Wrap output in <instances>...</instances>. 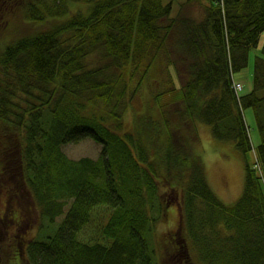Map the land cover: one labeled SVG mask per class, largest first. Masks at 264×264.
<instances>
[{
    "label": "trees",
    "instance_id": "1",
    "mask_svg": "<svg viewBox=\"0 0 264 264\" xmlns=\"http://www.w3.org/2000/svg\"><path fill=\"white\" fill-rule=\"evenodd\" d=\"M23 1L0 0V154L11 129L42 216L68 206L55 233L28 242V263L156 264L175 190L182 220L167 260L264 264V0H182L175 12L164 0ZM74 4L84 11L67 16ZM242 71L252 88L238 95ZM247 107L261 136L252 164ZM199 122L246 159L234 202L208 181ZM86 137L102 143L98 157L64 151Z\"/></svg>",
    "mask_w": 264,
    "mask_h": 264
},
{
    "label": "rangeland",
    "instance_id": "2",
    "mask_svg": "<svg viewBox=\"0 0 264 264\" xmlns=\"http://www.w3.org/2000/svg\"><path fill=\"white\" fill-rule=\"evenodd\" d=\"M164 1H173L175 12L178 8L179 2L182 0ZM23 2H25V0ZM71 8L72 12L67 16L72 15L77 10L84 11V8L81 5L79 6V4H74ZM194 13L196 14V17L201 18L203 15L202 6L197 5L194 7ZM2 19L4 18L0 16V22H4ZM3 27L4 26L1 25V29H3ZM28 30H30V26H27L26 31ZM3 31L4 30H0V33ZM261 41L264 42V34L261 36ZM251 54L252 61L250 69L252 71L255 50H252ZM235 77H239V80H241L244 85L242 90L239 89L240 93L238 91V95L251 90L252 75L250 73L242 71L240 74L236 73ZM140 104L144 105V97L142 103L140 102V99L136 101L137 106ZM244 116L249 128L252 145L254 147L248 154L249 162L252 164L256 160L255 149H257L261 142V136L253 108H245ZM131 118L132 115L128 112L126 114L127 125L131 124ZM5 130L4 138L7 140L4 141L3 145L7 150L2 152L4 155L0 157V159L4 158V162H7L9 158L7 154L11 155L8 153L10 149L8 146H13L15 134L11 132V129L6 128ZM196 132L199 134V137L196 139L194 147L205 163L208 181L220 198L227 203L234 202L240 196L245 183L246 159L243 153L238 150L234 141L220 140L215 137L212 134L210 127L205 123L199 122L196 127ZM177 137L183 142L185 141L184 136L177 135ZM63 148L65 152L73 158H80L85 155L96 158L101 151L102 143L95 141L91 137H86L77 142H67L64 144ZM16 163L18 167H21L20 160H16ZM7 177V175L0 176V264H17L15 248L21 252V248L22 250L24 249L23 246L27 243V240L44 239L48 234L55 233L59 222L51 223L48 219H45L42 216L40 209L33 199V195L28 189L27 177L23 174V170L12 175L10 180H7ZM5 179L8 182H5ZM21 192H24L23 196H21ZM166 199L170 200L166 215L158 220L155 228V236L157 239L154 240V249L156 251L154 261L156 264H177V261L173 257H169L167 260L166 253H163V251L166 249L164 247L166 241L173 245L169 239L170 233L177 232L181 226V198L178 191L170 190L168 194H166ZM67 208L68 206H66L65 213H62L63 215L66 214ZM102 208L100 207L97 210L98 212L96 211L98 215H100L99 210ZM18 211H21L20 214L22 217L25 218V220H28V227H25V223H23L21 229L23 227L25 228L20 231V234H14L13 227L7 225V215L8 217H13ZM3 215H6L4 219L2 218ZM94 223L95 220L93 223L91 222L88 224L92 226L87 227L89 229L87 232L91 231ZM7 228L11 229L10 238L8 239L5 237ZM166 237L168 239H166ZM196 260H198L197 257ZM23 264H27L26 259L23 260Z\"/></svg>",
    "mask_w": 264,
    "mask_h": 264
},
{
    "label": "bare ground",
    "instance_id": "3",
    "mask_svg": "<svg viewBox=\"0 0 264 264\" xmlns=\"http://www.w3.org/2000/svg\"><path fill=\"white\" fill-rule=\"evenodd\" d=\"M264 32H262L261 36L263 35ZM3 129H0V131H2ZM64 149V148H63ZM65 151V150H64ZM11 155L7 154L8 155V160L7 162H4V158H1L0 160V176H8L7 177V180H10L12 175L14 174H17L19 171L23 170L24 169V165L21 163V167H18L17 163H16V160H20L18 158H20L18 156V149L17 148H14V149H9V152ZM4 155V153L0 154V157H2ZM71 157V156H70ZM23 174L25 175L26 177V174L24 173V170H23ZM6 180V179H5ZM5 181V182H8V181ZM42 215H43V212H42ZM65 218V214H61L57 217H55L53 220H50L51 223H55V222H60L62 221L63 219Z\"/></svg>",
    "mask_w": 264,
    "mask_h": 264
},
{
    "label": "flooded vegetation",
    "instance_id": "4",
    "mask_svg": "<svg viewBox=\"0 0 264 264\" xmlns=\"http://www.w3.org/2000/svg\"><path fill=\"white\" fill-rule=\"evenodd\" d=\"M23 195H24V192H21V196H23ZM19 204L21 205L20 202H19ZM21 206H22V205H21ZM21 208H22V207H21ZM20 212H21V211L16 212V213L14 214L13 217H8V215H7V219H8V223H7V225L10 226V227H13V233H14V234H20V231H21L22 229H24L25 227H28V220H25V218L22 217V215L20 214ZM5 216H6V215H3L2 218L4 219ZM23 223H25V227H23V228L21 229V225H22ZM10 232H11V229H10V228H7V230H6V235H5L6 239L10 238ZM30 240H31V239H30ZM30 240H29V241H30ZM29 241L27 240V243H25V245L23 246V248H24L23 250H22V248H21V252L18 251V250L15 248V251H16V257H17V259H16V263H17V264H23V260H25V259H26V262H27V264H28V260H27L28 258H27V253H26V247H27V244H28ZM20 244H21V242H20Z\"/></svg>",
    "mask_w": 264,
    "mask_h": 264
},
{
    "label": "built area",
    "instance_id": "5",
    "mask_svg": "<svg viewBox=\"0 0 264 264\" xmlns=\"http://www.w3.org/2000/svg\"><path fill=\"white\" fill-rule=\"evenodd\" d=\"M236 87H237V88H241V83H240V82H237V83H236Z\"/></svg>",
    "mask_w": 264,
    "mask_h": 264
},
{
    "label": "crops",
    "instance_id": "6",
    "mask_svg": "<svg viewBox=\"0 0 264 264\" xmlns=\"http://www.w3.org/2000/svg\"><path fill=\"white\" fill-rule=\"evenodd\" d=\"M264 34V33H263Z\"/></svg>",
    "mask_w": 264,
    "mask_h": 264
}]
</instances>
